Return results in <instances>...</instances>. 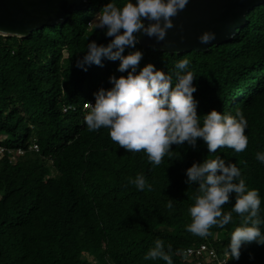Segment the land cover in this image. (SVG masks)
Segmentation results:
<instances>
[{
  "label": "trees",
  "instance_id": "1",
  "mask_svg": "<svg viewBox=\"0 0 264 264\" xmlns=\"http://www.w3.org/2000/svg\"><path fill=\"white\" fill-rule=\"evenodd\" d=\"M87 1V9L26 37L0 35V145L23 151L14 160L7 153L0 158V264H166L144 259L156 239L166 251L171 246L173 264H193L183 251L203 241L225 250L240 217L232 213V222L213 225L203 238L187 231L196 185L185 183V170L216 155L235 163L248 188L258 190L264 218V164L255 158L264 151V2L230 40L208 51L136 45L141 67L151 62L173 71L177 60L189 59L201 123L213 109L233 115L239 109L248 121L242 152L209 153L202 140L195 148L184 142L153 166L143 151L127 152L106 128L89 131L84 121L94 93L112 86L110 76L126 75L117 71L118 60L104 57L102 65L85 64L87 71L77 67L89 41L112 39L89 25L109 0ZM137 173L150 190L130 182ZM233 204L234 194L222 211ZM230 264H264V246L242 247Z\"/></svg>",
  "mask_w": 264,
  "mask_h": 264
},
{
  "label": "clouds",
  "instance_id": "2",
  "mask_svg": "<svg viewBox=\"0 0 264 264\" xmlns=\"http://www.w3.org/2000/svg\"><path fill=\"white\" fill-rule=\"evenodd\" d=\"M188 2L124 0L118 6L115 0H109L89 25L102 29L104 35L112 39L107 45L89 41L86 54L77 60L80 68L85 64L102 65V57L119 61L117 71L126 75L110 76L112 86L94 93L95 103H87L84 121L89 131L106 128L110 139L127 152L143 151L153 166L160 165L165 155L172 156L173 144L187 142L195 148L197 141L202 140L209 153L222 147L242 152L248 145L245 134L248 121L239 109L235 115L213 109L203 115L201 123V116L197 114L198 101L193 97L197 86L193 83L195 77L189 70L188 58L177 60L173 71H164L151 62L140 66L143 52L136 48L140 35L163 41L168 30L175 27L173 17L183 11ZM16 35L23 36L22 33ZM197 39L201 44L211 46L216 33L205 30ZM126 49L129 50L127 54ZM33 148L38 150L34 145ZM4 153L10 154L13 160L17 156L16 149L0 145V158ZM255 158L264 164V151L257 152ZM185 173V183L196 185L194 203L188 208L191 223L186 225L187 231L206 237L213 225L221 228L228 225L233 221L232 213H236L240 217L239 224L231 232L224 255L239 260L242 247L253 242L264 246V229L261 227L264 218L260 214L259 192L248 188L235 163H226L220 155L205 157L193 162ZM130 182L141 191L152 187L139 173ZM233 194L231 212L222 211V205ZM170 251V245L166 251L163 241L156 239L144 259L159 258L166 264H173Z\"/></svg>",
  "mask_w": 264,
  "mask_h": 264
},
{
  "label": "water",
  "instance_id": "3",
  "mask_svg": "<svg viewBox=\"0 0 264 264\" xmlns=\"http://www.w3.org/2000/svg\"><path fill=\"white\" fill-rule=\"evenodd\" d=\"M263 2L189 0L185 9L173 17L175 27L168 30L163 41L141 34L139 44L168 52L208 51L212 45L231 39L236 29L245 24L248 11ZM88 6L87 0H0V30L4 36L22 33L26 37L36 29L64 22L69 12ZM205 30L216 33L211 46L197 39Z\"/></svg>",
  "mask_w": 264,
  "mask_h": 264
},
{
  "label": "built area",
  "instance_id": "4",
  "mask_svg": "<svg viewBox=\"0 0 264 264\" xmlns=\"http://www.w3.org/2000/svg\"><path fill=\"white\" fill-rule=\"evenodd\" d=\"M87 103L94 104V101H87L84 104L85 108H88ZM34 147L37 145L35 144ZM224 252L225 250L218 249L209 241L190 245L183 251L184 255L193 261V264H230L231 259L226 257Z\"/></svg>",
  "mask_w": 264,
  "mask_h": 264
},
{
  "label": "rangeland",
  "instance_id": "5",
  "mask_svg": "<svg viewBox=\"0 0 264 264\" xmlns=\"http://www.w3.org/2000/svg\"><path fill=\"white\" fill-rule=\"evenodd\" d=\"M98 13V12H97ZM95 17V16H94ZM94 17H93V19H94ZM3 137V136H2ZM4 138V137H3ZM0 139H1V137H0ZM16 151H17V155H18V152L20 153V154H22V150H20V149H16ZM47 164H50V162H47ZM51 170H52V172H55V169L52 167L51 168Z\"/></svg>",
  "mask_w": 264,
  "mask_h": 264
}]
</instances>
